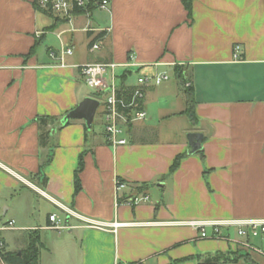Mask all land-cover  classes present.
Instances as JSON below:
<instances>
[{
  "label": "crops",
  "instance_id": "crops-1",
  "mask_svg": "<svg viewBox=\"0 0 264 264\" xmlns=\"http://www.w3.org/2000/svg\"><path fill=\"white\" fill-rule=\"evenodd\" d=\"M34 3L0 0L1 250L20 251L37 230L40 264H204L236 251L259 255L251 258L262 264L261 254L241 247L234 228L221 230L229 239H209L186 223L264 220V0H193L190 18L181 0H109L107 9L70 17ZM92 40L99 50H89ZM235 44L241 59L234 61ZM61 48L73 53L62 61L49 56ZM99 58L129 63L125 83L133 88L144 74L168 79L145 88L146 116L124 128L127 144L108 145L104 128L99 134L91 128L85 138L84 122L72 120L39 146L37 117L62 118L95 98L76 65ZM175 66L191 83L193 124L181 114L185 97ZM190 132L202 135L193 154ZM82 151L81 190L74 195ZM116 179L126 184L124 195L138 190L132 184L147 183L142 192L149 200L118 204ZM44 205L67 228H48V216L34 222ZM113 222L121 224L114 230ZM250 243L264 245L261 237Z\"/></svg>",
  "mask_w": 264,
  "mask_h": 264
},
{
  "label": "built area",
  "instance_id": "built-area-1",
  "mask_svg": "<svg viewBox=\"0 0 264 264\" xmlns=\"http://www.w3.org/2000/svg\"><path fill=\"white\" fill-rule=\"evenodd\" d=\"M37 6L42 10H49L52 13L64 17H70L77 9H86L90 3L89 0H36ZM98 9H107L109 7V0H100L95 3ZM100 46L97 42H93L89 46L90 51L99 50ZM241 45L235 44L233 47V60L241 59ZM73 50L71 48H61L58 52L50 51L49 56L52 59L63 60L65 55H71ZM131 60L132 54L128 55ZM128 59V60H129ZM132 64V63H131ZM129 63L119 64L113 61H93L76 65L78 71L83 78L84 83L94 91L98 98H94L99 102V97H103L102 116L104 119V133L108 145L118 147L127 144V139L123 136L124 128L135 121L142 120L146 116V112L141 108V102L144 96V90L151 84L159 85L168 79L166 73H159L154 75H141L137 79V83L132 89L131 93L124 97L120 91V75L119 71L123 68V72L127 71ZM122 72V73H123ZM126 188L124 182L115 180L116 201L117 203H126L137 205L141 202L149 200L147 194L135 190L129 195L120 194ZM48 228L61 231L67 228V224L58 217L57 214L48 215ZM11 224V223H10ZM121 223L113 222L114 230ZM188 226L196 229L200 237L209 239H229L228 235L222 234V228H234L238 237L242 238L244 246L257 251L264 257L263 248L253 247L251 240L261 237L264 243V220L262 219H239V220H220V221H199L189 220L186 223ZM92 227L98 225L89 223ZM3 243L0 241V249Z\"/></svg>",
  "mask_w": 264,
  "mask_h": 264
},
{
  "label": "trees",
  "instance_id": "trees-1",
  "mask_svg": "<svg viewBox=\"0 0 264 264\" xmlns=\"http://www.w3.org/2000/svg\"><path fill=\"white\" fill-rule=\"evenodd\" d=\"M89 1L90 3L86 9H77L74 11V13H89L90 11L96 8L95 3L100 0H89ZM181 2H182L184 9L187 12V16L190 18L193 0H181ZM34 5L36 9L42 10L37 6L36 0H35ZM42 11L49 13V14L52 13L49 10H42ZM100 37H101V34L95 37L94 40H97ZM94 40H92V42ZM32 51L33 50L31 49L30 53H32ZM173 71H174L176 78L179 81L180 89L185 97V107H184V110L181 112V114L185 115L189 119L190 123L193 124L195 122V115H194L195 100L193 98L191 83H187L186 78L184 77L180 67L175 66ZM128 72L129 71H125L120 75V91L119 92L124 97H127L133 89V87L128 86L125 83ZM61 119L62 118H57V117L47 116V115L39 116L36 118V122L38 126L39 146L41 147L48 146L50 142L52 141L53 135L59 130H61L62 128H64L65 126H67L68 124H70L72 121V120H69L65 124H62ZM90 131H87L85 129V138L88 136ZM85 152L86 151H82L79 154L78 164L73 173V181H74L73 194L74 195L77 194L81 190V182H80L79 175L84 168L83 156ZM180 158H181V155H177L174 158L171 166L169 167L168 175H170L178 167ZM51 159H52V153H50L49 156L45 159V161L41 163L40 170L42 169L44 165L50 162ZM40 170H39V173L36 174L35 176L41 175ZM46 182H47V178L43 176L42 185H45ZM132 185L141 192L144 188L146 189L148 187L147 183H137V184H132ZM41 248H42V243L40 241L38 231L34 230L30 232L28 243L25 248L20 250L19 255L17 254V252H4L3 250L0 249V257L2 258L5 264H40L39 255H40ZM240 259H242L246 264H258L255 260H253L250 257L247 251L246 252L236 251L233 254L232 253H217L214 256H210L204 259L203 263L204 264L205 263L206 264L236 263L240 261Z\"/></svg>",
  "mask_w": 264,
  "mask_h": 264
},
{
  "label": "water",
  "instance_id": "water-1",
  "mask_svg": "<svg viewBox=\"0 0 264 264\" xmlns=\"http://www.w3.org/2000/svg\"><path fill=\"white\" fill-rule=\"evenodd\" d=\"M99 58L97 61H102ZM99 106V102L92 98L86 97L82 99L73 109L68 111L61 119V123L65 124L69 120H82L87 131L91 129L94 115ZM188 141L187 153L193 154L201 149L202 135L199 132H190L186 135ZM20 254V251L17 252Z\"/></svg>",
  "mask_w": 264,
  "mask_h": 264
},
{
  "label": "rangeland",
  "instance_id": "rangeland-1",
  "mask_svg": "<svg viewBox=\"0 0 264 264\" xmlns=\"http://www.w3.org/2000/svg\"><path fill=\"white\" fill-rule=\"evenodd\" d=\"M171 81H173V78H171ZM87 93H88L89 96H93V97H97L98 98V96H96L94 91H92L90 88L89 89L87 88ZM99 100H100V105L97 108V111L95 113V116H94V119H93V122H92V125H91L92 131L94 133H96V134H99L103 130V126H104V119H103V116H102L103 97H99ZM37 209H38V207H37ZM49 210H50V207L46 206V205L42 206L40 208L39 212L36 210L34 212V217H33L34 222L35 221L38 222V220H39L40 223H43V221H45L47 219V216H48L47 213H48ZM46 232L47 231H43L42 233L45 234ZM6 236H7L6 238H9V240H12L14 238V237H12V234H10V233H7ZM240 245H241V247L246 248V246H244L242 243H240ZM246 249H251V248L247 247ZM250 257L261 258L259 255L256 256L253 253H250ZM262 264H264V262H262Z\"/></svg>",
  "mask_w": 264,
  "mask_h": 264
}]
</instances>
